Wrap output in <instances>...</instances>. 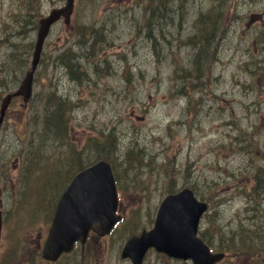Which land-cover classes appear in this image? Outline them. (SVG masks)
I'll list each match as a JSON object with an SVG mask.
<instances>
[{
    "label": "rangeland",
    "instance_id": "obj_1",
    "mask_svg": "<svg viewBox=\"0 0 264 264\" xmlns=\"http://www.w3.org/2000/svg\"><path fill=\"white\" fill-rule=\"evenodd\" d=\"M23 1L0 0V37L10 30L13 18L27 13ZM35 1L36 10L30 13L39 12L37 19L64 3ZM161 1L74 0L70 24L60 21L52 27L34 74L32 98L28 104L21 98L13 100L0 127V209L5 219L0 259L4 264L40 252L36 243L45 237L57 198L71 178L61 188L67 178L63 163L61 170H50L53 178L42 175L43 165L53 167L67 155L66 145L51 147L48 157L53 164L49 161L33 170L21 152L30 145L28 134L41 125L40 101L50 91L75 101L70 140L83 161H92L99 151L96 145L107 143L94 136L109 129L116 134L110 141L113 146L101 152L111 166L123 222L91 253L101 254L105 261L109 258L107 264H130L119 257L124 241L152 227L168 192L189 187L200 199L212 197L200 231H206L208 240L204 239L213 250L228 254L218 264H264V0L204 1L205 6L221 1L209 33L213 39L217 34L222 38L216 43L220 46L215 57L213 47L208 52L202 48L203 70L193 68L195 47L180 44L198 30L194 19L181 17L189 12L194 16L203 0H189L176 11ZM150 13L162 15V29L179 40L166 41L153 29H147L152 40L137 32L136 23ZM200 22L205 28L207 22L201 18ZM154 25L159 28L155 21ZM91 27L104 28L107 44L99 43L95 56L80 60L92 69L97 64L99 70L86 71L87 77L79 82L56 56L75 50L77 35ZM26 32L0 41V68L7 66L8 86L16 85L24 73L19 59H27L25 66H29L31 50L28 56L22 49L35 40L36 30ZM180 69L192 70L189 101L178 92ZM232 233L238 234L237 254L223 247ZM142 264L191 262L149 250Z\"/></svg>",
    "mask_w": 264,
    "mask_h": 264
},
{
    "label": "water",
    "instance_id": "obj_2",
    "mask_svg": "<svg viewBox=\"0 0 264 264\" xmlns=\"http://www.w3.org/2000/svg\"><path fill=\"white\" fill-rule=\"evenodd\" d=\"M72 8L73 0H66L63 6L51 9L47 16L39 19L30 69L25 72L16 91L2 98L0 124L12 97L22 96L24 100L30 97L33 73L44 39L51 25L61 16L68 23ZM116 208V190L108 162L99 160L79 171L58 199L43 246V256L55 259L60 253L69 251L76 240H84L90 229L99 235L108 233L120 219ZM206 208L207 204L198 201L188 187L165 196L158 206L153 228L129 238L123 247L122 257H129L132 264H141L144 253L153 246L170 257L191 258L194 264H213L223 254L211 253L196 235L199 218Z\"/></svg>",
    "mask_w": 264,
    "mask_h": 264
},
{
    "label": "trees",
    "instance_id": "obj_3",
    "mask_svg": "<svg viewBox=\"0 0 264 264\" xmlns=\"http://www.w3.org/2000/svg\"><path fill=\"white\" fill-rule=\"evenodd\" d=\"M219 2H221V1H219ZM24 4H25V8L27 10V13H25L22 16L20 15L19 17L17 16V17L12 19V24H10L11 25L10 30L6 31L3 37H0V41H2V42L7 41L8 36L10 34L14 33L16 35L22 36L23 34H27L26 31L34 30L36 28L37 17L29 19L27 16H29L31 14L30 12L36 10L37 4H38L37 1H35V0H24L23 5ZM164 4H162V5H164ZM221 7H222L221 4H219L218 7L214 6L213 8H210L206 12H202L200 14L201 20L207 22V25L205 26L206 29L202 26V24L200 22V24H198V30L195 31V33L189 38V41H188V46H190V47L194 46L196 49L195 53H193V68L198 67L199 70H201V69L203 70V67L205 66L206 62L202 57V48H204V50L206 52H208L213 47L211 49V56L215 57V55H216L217 49L220 46V44H216V43L219 42L218 39H221L222 37L217 34L215 39H213L214 34L209 33V28L212 25L211 21L216 17L217 12L219 11V9ZM161 16L162 15H159V16H156L155 18L150 19L149 22H147V28H148V30H151L152 24H154V21H155L156 26L159 28H156V30L155 29L154 30L157 33H160V35L164 38L165 36H167V34H166V31H164L162 29V26L164 24H162V25L160 24V21H162ZM102 28H100L99 30H96L95 32H91L94 39L105 38L106 34L102 30ZM89 31H90V28H89ZM201 42H203V47L199 46V43H201ZM27 43L28 44L24 45V46H27V48L26 49L23 48L22 50L24 52H26L29 56L30 50L32 49V43L33 42H32V40H30ZM213 44H215V45L213 46ZM11 45H13L15 47L17 46V44H15V43H11ZM97 45H98V43L95 40L90 42L86 48V51L82 54V56H76L75 59H73L71 55H74L73 52H75V50H77V49L72 51L71 48L60 52L56 57L63 64L64 68L68 71V73H70V75H71L70 77H72L73 79H76L77 78L76 76L78 74V66L80 64L79 63L80 60L88 59V55H91L90 53H92L93 55L96 54V48L95 47ZM76 48H79V45L76 46ZM68 52H72L71 55L67 56ZM12 53L16 54V50L12 51ZM13 60L17 61V55L13 58ZM24 60H25V62L23 60H20V59L18 60V61H21V64H20V65H22L21 70H23L25 63L27 64V59H24ZM6 67L7 66H2L0 68V71H2ZM8 67L10 69V64H8ZM82 73H84V71ZM177 78L182 80V84L178 88V92L180 94H183L184 96L188 97V100H190L191 94H192V70L191 69L190 70L180 69V73H178ZM77 80H79V82L81 81L80 78H77ZM17 84L16 85L13 84L12 86H8L6 78L5 77L2 79L0 78V87H2L1 88L2 92L0 91V96L2 95V93L9 92L10 90L14 89L17 86ZM4 87H7V89L5 90ZM50 93H52V94H49L47 97H44L40 101V103L43 105V110H42V113L40 116V124H41L40 126L42 127V130H44L43 135L47 139L46 144H45V152H47V153L49 152V149L51 147L59 148L60 145H62L64 143V141L71 143V140H70V136H71L70 122H71V113H72V110L74 109V106H75V103H74L75 101H72L68 96L62 97L61 95H58L57 93H55L53 91H50ZM68 100L71 102V104H69ZM35 116H38V115L35 114ZM103 136L104 137H102V140H107V143H100V144L96 145V148L99 151L94 152V160L96 158L102 157L101 151L108 149L109 146H111V147L113 146L112 142H110V141L112 138L114 139L116 137V134H115L114 130H110V131H107L106 134ZM49 143L51 144V146ZM68 147H69V150H68L67 155L64 156L63 158L57 159V161L54 164L58 165L60 168L62 166V163L65 164L66 168L63 171L69 177L73 172L75 173L76 171L83 168V166L88 165V161H83L82 154L79 151V149L76 147L75 143H71V145L69 144ZM50 161L53 163L52 160H50ZM54 164H53L52 169L50 168L48 170L49 165H47L45 167L48 171L46 172L45 169L43 170V172H44L43 174L45 176V177L43 176L44 178H48V177L53 178L54 177L50 173V170H52L54 172V170H53V168L55 166ZM36 166H39V164L34 165V167H36ZM255 177H256L257 181L260 180V178H259L260 176H258L257 174ZM55 185H56V183H55ZM201 236L202 237L206 236L205 230H202ZM237 237H238V234L232 233L231 235L228 236L227 243L224 244L228 248H230V249L232 248V250L234 252L237 251V247L235 246V241H237L236 240Z\"/></svg>",
    "mask_w": 264,
    "mask_h": 264
},
{
    "label": "bare ground",
    "instance_id": "obj_4",
    "mask_svg": "<svg viewBox=\"0 0 264 264\" xmlns=\"http://www.w3.org/2000/svg\"><path fill=\"white\" fill-rule=\"evenodd\" d=\"M204 1L205 0H203V5H202V7H201V9L198 11V12H196V13H194L195 15H196V17H195V15L193 16L192 15V13H187V16L185 15V13H184V17H181L182 18V20H186V19H184L185 17L186 18H191L192 19V21H193V19H194V22H195V24H196V26H198V24H200V15L199 14H201L202 12H206L207 10H209L210 8H212V7H214V6H217L218 7V5L219 4H221V2H217V4H214V5H210V6H205L204 5ZM189 2V0H164V1H161V4H166L167 6H172L173 7V10H171V11H176L177 10V7H180V5L181 4H184L185 3V5H187V3ZM174 3H176L175 5L176 6H174L173 4ZM221 6H222V4H221ZM195 7V6H194ZM181 8V7H180ZM37 11H38V9H37ZM156 13H158V12H156ZM38 15H40L39 14V12H37V13H35V14H30L29 16H27L29 19H31V18H36ZM156 16H159V14H155V15H153L152 13H150V14H148V15H146V17H143V18H140L139 19V22L138 23H136V30H137V32H142V33H144V35H145V37H147L148 39H150V40H152L151 39V35L149 34V31H147V22H149V20L150 19H152V18H155ZM193 22V23H194ZM155 25L153 24L152 25V28H153V30H154V27ZM179 28H181V25H179L178 26ZM102 28V27H101ZM151 28V29H152ZM100 28H94V27H91L90 28V31L89 30H85L84 32H81L80 34H78L77 35V37H76V39H77V44L79 45V48L77 49V50H75V54L74 55H71L72 56V58L73 59H75V57L76 56H82V54L86 51V48H87V46H88V44L90 43V42H92V41H96L98 44L100 43V44H102V43H106L107 44V42H106V38H107V34L105 35V38H96V39H94L93 38V35L91 34V32H95L96 30H99ZM102 30L104 31V33L106 32L105 30H104V28H102ZM31 31V30H30ZM155 31V30H154ZM156 32V31H155ZM195 33V32H194ZM83 34V35H82ZM159 35H160V33H158ZM166 34H167V36H165L163 39H165L166 41H169V40H172L173 38H176L175 40H179L177 37H175L173 34H171L170 32H167L166 31ZM191 36H189V37H187L184 41L183 40H180V44H182V46H187V47H190V46H188V41H189V38H190ZM225 38V37H224ZM8 42V41H7ZM77 45V46H78ZM25 48H27V46H25ZM19 54V53H18ZM91 55H88V58H90L93 54L92 53H90ZM19 56H20V54H19ZM21 60H23L24 61V59H21ZM81 61H85V59H83V60H81ZM81 61L79 62L80 64H79V66H78V74H77V78H80V80H83L84 78H86L87 77V74H86V71H94V72H96L97 70H99V66L97 65V64H94L93 65V69H92V67H91V65H86V66H84L83 65V63H81ZM21 67L19 68L20 69V71H23V70H21V68H22V65H20ZM24 66V65H23ZM25 68V69H24ZM23 69H24V71L27 69V66H24L23 67ZM187 70H190V69H187ZM4 73H3V76L1 77V79L2 78H6V76H4V74H7L8 72H6V70H5V68L2 70ZM1 71V72H2ZM84 71V73H82ZM67 73H68V71H67ZM69 74V76H71L70 75V73H68ZM72 78V77H71ZM77 78L76 79H73V80H77ZM77 81H79V80H77ZM0 88H2V87H0ZM68 102H69V104H71V102L68 100ZM67 115V114H66ZM253 126V125H252ZM107 131H110V129L109 130H107ZM107 131H103V132H100L99 133V135L98 136H94V137H96L97 139H102V137H104L103 135H105L106 134V132ZM41 132V133H40ZM43 132H44V130H42V127L40 126L39 127V129H38V131L36 130V129H34V131L31 133V134H28V136L27 137H29L28 139H27V141L30 143V145H29V147L27 148V150L26 151H21L22 152V154H25V158H27V159H29V161L31 162L30 163V167H31V170H33L35 167H34V165L35 164H47L48 163V161H50L49 160V157H48V153L47 152H45V144H46V141H47V139L45 138V136L43 135ZM21 142H22V140L21 139H19ZM62 145H66L67 146V150H66V152L68 153V150H69V147H68V145H69V143L67 142V141H64V143L62 144ZM166 158V157H165ZM53 164V163H52ZM86 166H88V165H86ZM86 166H83V168L84 167H86ZM46 166H44L43 165V168L45 169V171L47 172L50 168H52V167H48V170L45 168ZM133 168V167H132ZM135 168V167H134ZM258 169H260V168H258ZM30 170V171H31ZM44 172H42V175L44 176V174H43ZM41 175V176H42ZM258 175V174H257ZM255 176H256V174H255ZM259 176V175H258ZM45 177V176H44ZM256 178V177H255ZM212 198V197H211ZM211 198H207L208 199V201L210 202V203H212L211 202ZM72 201L73 202H76V198L75 197H72ZM228 253L230 254V253H232V248L228 251ZM228 254H223L222 255V257L224 258V257H226Z\"/></svg>",
    "mask_w": 264,
    "mask_h": 264
},
{
    "label": "flooded vegetation",
    "instance_id": "obj_5",
    "mask_svg": "<svg viewBox=\"0 0 264 264\" xmlns=\"http://www.w3.org/2000/svg\"><path fill=\"white\" fill-rule=\"evenodd\" d=\"M104 238H98L96 236H89L84 243H77L74 246V250L68 254L61 255L56 261H45L41 258L39 252L34 254H23L19 259H15V264H107L101 254L91 253L94 246H100L101 241ZM39 242L36 243V247L39 248ZM88 250V252H87ZM35 261V263H32ZM0 264H4L0 260Z\"/></svg>",
    "mask_w": 264,
    "mask_h": 264
}]
</instances>
